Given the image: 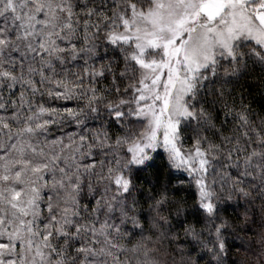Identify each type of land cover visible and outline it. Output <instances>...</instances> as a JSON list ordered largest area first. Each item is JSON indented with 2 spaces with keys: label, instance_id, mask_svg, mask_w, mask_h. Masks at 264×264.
Wrapping results in <instances>:
<instances>
[{
  "label": "snow or ice",
  "instance_id": "1",
  "mask_svg": "<svg viewBox=\"0 0 264 264\" xmlns=\"http://www.w3.org/2000/svg\"><path fill=\"white\" fill-rule=\"evenodd\" d=\"M0 264H264V0H0Z\"/></svg>",
  "mask_w": 264,
  "mask_h": 264
}]
</instances>
